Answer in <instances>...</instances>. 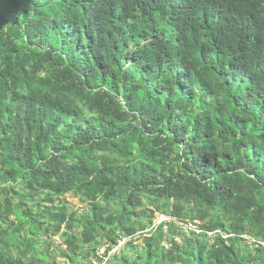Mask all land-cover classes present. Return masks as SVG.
Masks as SVG:
<instances>
[{
    "label": "trees",
    "instance_id": "obj_1",
    "mask_svg": "<svg viewBox=\"0 0 264 264\" xmlns=\"http://www.w3.org/2000/svg\"><path fill=\"white\" fill-rule=\"evenodd\" d=\"M93 260L264 264V0H0V264Z\"/></svg>",
    "mask_w": 264,
    "mask_h": 264
},
{
    "label": "built area",
    "instance_id": "obj_2",
    "mask_svg": "<svg viewBox=\"0 0 264 264\" xmlns=\"http://www.w3.org/2000/svg\"><path fill=\"white\" fill-rule=\"evenodd\" d=\"M154 220H155V222L159 223V222L168 220V217L163 216L159 213H155ZM197 224H198L197 220H189V221L187 220L183 223V226L187 230H194L195 232H198L199 229L197 228ZM124 240H125V238H122L118 242V244L116 246H114L108 253L115 251L124 242ZM97 254H98L99 258H101L100 263H103L107 259V254L106 255L104 254L103 249L99 250ZM100 263H98L95 260L92 261V264H100Z\"/></svg>",
    "mask_w": 264,
    "mask_h": 264
},
{
    "label": "rangeland",
    "instance_id": "obj_3",
    "mask_svg": "<svg viewBox=\"0 0 264 264\" xmlns=\"http://www.w3.org/2000/svg\"><path fill=\"white\" fill-rule=\"evenodd\" d=\"M66 197H67V200L72 203V205L78 207L80 206L77 202V200L75 198H73L72 196L66 194ZM55 241L58 242V238L57 237H54ZM103 249V248H100V250Z\"/></svg>",
    "mask_w": 264,
    "mask_h": 264
}]
</instances>
